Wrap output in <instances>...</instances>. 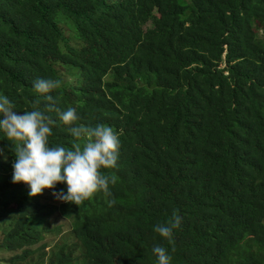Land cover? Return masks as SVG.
Wrapping results in <instances>:
<instances>
[{
  "label": "trees",
  "instance_id": "trees-1",
  "mask_svg": "<svg viewBox=\"0 0 264 264\" xmlns=\"http://www.w3.org/2000/svg\"><path fill=\"white\" fill-rule=\"evenodd\" d=\"M41 78L62 81L52 94L76 125L118 133L117 167L102 170L117 183L80 207L53 195L66 183L30 197L0 131L5 260L158 264L162 245L171 264H264V0H0V95L35 110ZM40 101L50 146L71 148ZM173 211L169 245L154 225Z\"/></svg>",
  "mask_w": 264,
  "mask_h": 264
},
{
  "label": "clouds",
  "instance_id": "clouds-1",
  "mask_svg": "<svg viewBox=\"0 0 264 264\" xmlns=\"http://www.w3.org/2000/svg\"><path fill=\"white\" fill-rule=\"evenodd\" d=\"M80 76L81 79L77 78L82 82L83 77ZM61 87L59 79L36 80L34 92L37 99L32 105L35 110L24 111L22 115L14 111L15 106L7 95H0V131L11 142L10 150L16 157L13 183L28 185L30 197L42 194L45 189H55L59 183H66V192L54 191L53 195L58 200L80 207L97 193L102 192L105 197L112 195L109 186L117 183V176L104 174L102 170L117 167L120 139L118 133L106 124L95 127L76 125L79 117L75 108L62 110L58 107L60 97L52 94ZM40 97L48 102V111L56 112L68 126V131L75 138L71 148L50 146L51 126L55 121L38 109ZM2 151L0 149V153ZM180 227L181 217L173 211L166 222L154 225V231L171 245L174 230ZM171 251L174 252L175 248L172 247ZM153 252L158 264H171L168 248L157 245Z\"/></svg>",
  "mask_w": 264,
  "mask_h": 264
},
{
  "label": "rangeland",
  "instance_id": "rangeland-1",
  "mask_svg": "<svg viewBox=\"0 0 264 264\" xmlns=\"http://www.w3.org/2000/svg\"><path fill=\"white\" fill-rule=\"evenodd\" d=\"M72 70H77V68H74V69H72ZM77 71H78V70H77ZM77 71H75V72L73 73V76L78 77V78L81 79L80 72H79V71L77 72ZM67 222H68V220H66L65 223H67ZM0 225H1V224H0ZM63 227H67V225L64 224ZM67 232H69V230H66V231H64V232H60V233L58 234V236H55L54 238L51 237V235L48 234V233L46 232L47 234H46V236H45V238H44V241L48 242L49 245H51L53 242H57V240L59 241L61 238L64 239V237H69L70 234L68 235ZM0 234H1V231H0ZM38 244H39V243L34 244V245H32V247H34V246H36V245H38ZM48 248H49V246L46 247V249H48ZM14 252H15V250H7V249H2V248H0V264H13L11 261H7V260H5V258H7V257H9V256H11V255H13ZM36 256H37V255H36ZM39 261H40V260H39ZM17 264H27V263H25V262H19V263H17ZM33 264H37V261L34 262ZM38 264H39V263H38ZM42 264H45V261L42 262Z\"/></svg>",
  "mask_w": 264,
  "mask_h": 264
}]
</instances>
